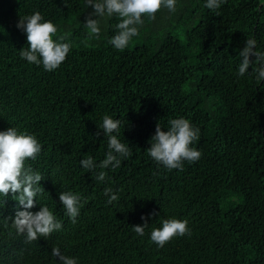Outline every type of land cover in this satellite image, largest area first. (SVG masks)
I'll use <instances>...</instances> for the list:
<instances>
[{
	"label": "trees",
	"instance_id": "obj_1",
	"mask_svg": "<svg viewBox=\"0 0 264 264\" xmlns=\"http://www.w3.org/2000/svg\"><path fill=\"white\" fill-rule=\"evenodd\" d=\"M205 3L178 0L175 14L145 20L119 51L108 43L115 17L99 40L89 38L86 0H0V131L15 127L42 144L27 163L45 192L28 210L47 206L63 225L28 243L12 223L23 207L0 197V264H58L53 247L78 264H264V81L237 76L247 38L264 52V0H227L219 16ZM37 11L72 44L52 72L19 54L28 42L17 22ZM105 115L121 121L119 138L133 154L101 182L80 161L106 157ZM180 117L200 129L192 146L202 157L168 171L147 148L157 123L167 130ZM105 187L119 200L108 204ZM62 191L87 199L75 224ZM142 216L149 226L139 236ZM164 219H186L192 235L157 247L150 235Z\"/></svg>",
	"mask_w": 264,
	"mask_h": 264
},
{
	"label": "clouds",
	"instance_id": "obj_2",
	"mask_svg": "<svg viewBox=\"0 0 264 264\" xmlns=\"http://www.w3.org/2000/svg\"><path fill=\"white\" fill-rule=\"evenodd\" d=\"M225 3L227 0H206L204 7L219 16L218 10ZM85 6H91L93 9L84 23L89 38L99 40L102 26L115 17L118 20L116 31L108 43L116 50L124 51L130 46L133 38L139 36L145 20L155 21L156 14L164 9L175 14L179 4L178 0H86ZM16 27L27 34V47L22 48L19 53L21 59H25L29 64L42 65L45 71L56 70L72 50L71 42H64L66 36L60 34L59 26L51 20H45L39 11L20 17ZM256 44L254 38H247L246 45L239 52L242 59L237 76L243 77L249 73L259 84L264 81V52L258 51ZM253 56L255 60L250 59ZM168 124L169 127L164 130L157 123L147 152L166 170L183 171L185 162L195 163L202 157V152L192 146L200 139V129L183 117L170 119ZM120 127L119 119L105 115L99 128L108 138L106 157L99 163L92 156L80 161L81 166L93 173L97 181L110 179L105 169L119 168L122 158H129L133 154L129 145L119 138ZM96 135L99 136L100 133ZM42 148L37 137L26 131H18L15 127L0 131V197L7 198L11 194L23 207L24 210H17L12 223L18 234L25 235L28 243L37 241L40 237L47 239L63 226L47 206H41L36 212L28 210L37 203L38 194L45 192L40 184L45 178L27 163L29 159L37 160ZM97 169L100 171L97 172ZM104 195L108 196V204L119 200L118 194L111 187H105ZM59 202L63 205L65 215L75 224L87 199L72 191H62L59 193ZM4 203L5 199L0 200V205ZM141 219L143 224L133 225V231L139 236H143L145 228L149 226L146 217L142 216ZM191 235L192 229L188 227L186 219H164L162 227L152 229L150 239L157 247L162 248L173 238ZM52 255L57 258L58 264H78L76 257L61 253L59 247L52 248Z\"/></svg>",
	"mask_w": 264,
	"mask_h": 264
}]
</instances>
